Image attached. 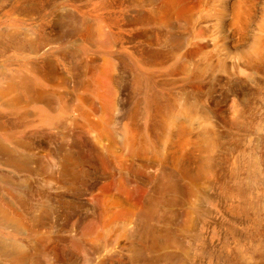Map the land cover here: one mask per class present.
<instances>
[{
	"label": "rangeland",
	"instance_id": "374dc122",
	"mask_svg": "<svg viewBox=\"0 0 264 264\" xmlns=\"http://www.w3.org/2000/svg\"><path fill=\"white\" fill-rule=\"evenodd\" d=\"M195 2L196 7L193 6ZM160 3L161 0H0V34L10 31L20 33L25 44L12 62L20 63L23 59L28 64L51 58L56 62L59 75L64 74L63 82L56 84L52 80L41 88L42 95H45L42 99L26 100L19 93L22 101L20 99L15 110L8 107L11 96L6 95L0 99L1 124L18 128V132L12 135L0 130V142L13 151L14 154L12 151L11 154L22 158L25 164L24 168L19 169L4 164L7 155L0 152V176H7L14 181L7 184L0 180V192L4 196L6 194V200L0 196V203L12 214L18 208L21 209L26 215L25 219L28 216V220L38 229L33 232L34 238L43 244V248L34 244L32 246L26 233L13 230L11 224L0 225V245L9 248L0 256V264H12V253L9 252L17 245H23V250H26L23 253V264H264V64L245 68L239 57L240 52L250 47L253 38L260 35L264 59V32L259 34L257 29L264 13V0H199V4L198 0H183L185 12L181 16L173 12L161 21H150L153 13L157 15ZM251 4L253 8L250 10ZM72 10L81 14L80 18L83 17L85 21L102 20L101 24L106 26V38L111 41L109 45L114 47L108 48L103 37L97 38L98 43L86 39L82 43L77 38L79 36H75L77 41L73 38L63 45L56 44L54 52L48 49L40 50L37 54L29 53L26 35L37 34L40 29L49 30L52 23L61 31L65 27L70 29L72 24L75 25ZM171 32L176 39L171 37ZM133 46L138 56L131 54L135 49ZM63 50L69 55L67 58L60 54ZM75 52L84 58L91 54L107 56L113 61L116 58L115 70L108 77L110 83L98 87L100 96H93L92 88L87 91L72 88L77 74L74 70L77 59L72 56ZM149 52L153 54L148 57ZM3 60L5 57L1 54L0 77L2 70L10 64V61ZM137 60L152 63L156 67L149 73H138L135 66ZM175 63L182 68L178 90L205 103L203 107L215 128L212 133V160L208 167L214 179L205 183V187L202 183L201 187L207 194L210 192V197L204 196L199 190L194 197L179 192L177 196L170 194L174 196L172 199L175 202L168 212L171 221L156 227L168 228V241L165 245L149 249V252L145 251L147 253L138 252V234H128L134 223L123 217L122 212L131 207L140 198L141 189L152 186L153 180L160 178V174L154 161L143 158L144 155H155L157 151L152 150L154 141L149 135L151 124L148 121V128L144 106L137 110V104L142 98L141 87L150 86L152 79L149 76L153 79L159 76L170 82ZM132 64L135 72L145 77L141 86L134 85L131 79ZM89 76L82 78L81 81H85L83 85L89 82ZM121 77L123 82L118 83L117 79ZM157 89L155 86L153 91L157 92ZM106 97L110 104L115 105L108 112L111 118L107 116V106H104ZM154 98L157 99L156 96ZM154 98L151 102H155ZM4 101L7 104L4 105ZM73 106L80 109L79 115L73 111ZM198 107L201 108L197 106V110ZM154 108L152 105L151 114ZM244 109L249 116H244ZM38 117L42 118L40 123L30 124V121ZM197 117L200 119L199 112ZM93 122L100 123L98 131L93 128ZM23 124L28 126L24 127ZM200 124H196L197 132L201 129ZM124 125L128 129L137 130L138 134L133 141L128 129L123 134ZM187 133H183L182 139L175 137V143L185 142L191 136ZM242 149L246 152L240 157L246 159L243 161L247 169L243 171L237 164L236 172L240 171L244 176L243 181H239L230 175L232 170L229 159L239 155ZM61 153L70 157L69 171L66 176L54 179L51 178L54 173L48 169L44 155L59 160ZM259 153L262 161L255 171L251 161ZM172 175L173 181L176 178L182 180L177 174ZM46 212L51 215H46ZM115 212L119 215L117 220L105 226V221ZM188 219H191V223L186 225ZM97 221L99 228L92 230L93 223Z\"/></svg>",
	"mask_w": 264,
	"mask_h": 264
},
{
	"label": "bare ground",
	"instance_id": "6f19581e",
	"mask_svg": "<svg viewBox=\"0 0 264 264\" xmlns=\"http://www.w3.org/2000/svg\"><path fill=\"white\" fill-rule=\"evenodd\" d=\"M197 1V0H196ZM183 0H161L159 11L157 12V15L153 13L149 20L150 21H161L164 17L166 18L170 13H175L178 16H181L182 12H185V9L182 7ZM159 3V2H158ZM191 3V2H190ZM196 2L193 4L195 6ZM199 4V0H198ZM187 5V4H186ZM189 5V4H188ZM197 5V4H196ZM264 5V4H263ZM45 6V5H44ZM181 6V8H180ZM192 6V5H191ZM154 7V6H153ZM196 7V6H195ZM253 8L251 4L250 10ZM190 9V7L188 8ZM186 9V11L188 10ZM191 10V9H190ZM31 13V12H30ZM54 13V12H53ZM71 13V12H70ZM74 14L73 20L75 21V25H71L70 29H65L62 31L61 28H58L55 24L52 26L50 24L49 30L46 29H40L37 34H32L30 36L26 35V42L29 44L28 50L29 53L37 54L40 53V50L43 51H49L54 52V49L56 48V44H62L64 42H69L71 40L76 39L75 36H83V37H77L78 40H80L82 43L85 41L91 40L96 41L97 38L104 39V42L107 43L108 48L111 47L110 42L106 38L105 33V27L101 22L97 20L91 19L90 21H85V19L80 18V15L76 10H72V15ZM140 14V13H139ZM26 15V14H25ZM68 15V13H67ZM88 15V14H87ZM138 15V14H137ZM23 16V15H22ZM35 16V15H34ZM136 16V14H135ZM142 16V14H141ZM173 16V15H172ZM53 17V16H52ZM69 17V16H68ZM125 17V16H124ZM131 17V16H129ZM126 17V18H129ZM133 17V16H132ZM131 17V18H132ZM143 17V16H142ZM189 17V16H188ZM187 17V18H188ZM24 18V17H23ZM34 18V17H33ZM64 18V17H63ZM95 18V17H94ZM134 18V17H133ZM139 18V17H137ZM141 18V17H140ZM42 19V18H41ZM54 19V18H52ZM58 19H60L58 17ZM134 18L133 20H135ZM67 20V19H66ZM72 20V21H73ZM120 20V19H119ZM130 20V19H129ZM137 20V19H136ZM143 20V19H142ZM147 20V19H146ZM179 20V19H178ZM60 21V20H59ZM65 21V20H64ZM144 21V20H143ZM148 21V20H147ZM56 22V20H55ZM62 22V20H61ZM66 22V21H65ZM68 22V21H67ZM70 22V21H69ZM140 22V21H139ZM169 22V21H168ZM176 22V20H175ZM248 22V21H246ZM58 23V22H57ZM63 23V22H62ZM147 23V22H145ZM177 23V22H176ZM67 24V23H64ZM71 24V23H70ZM107 24V23H106ZM138 24V23H137ZM143 24V23H142ZM148 24V23H147ZM150 24V23H149ZM175 24V23H174ZM69 25V24H68ZM127 25V24H126ZM166 25V23H165ZM164 25V26H165ZM176 25V24H175ZM65 26V25H64ZM73 26H76L73 28ZM177 26V25H176ZM35 27V26H34ZM160 27V26H159ZM172 27V26H170ZM174 27V26H173ZM172 27V28H173ZM179 26H177L178 28ZM48 28V27H47ZM148 28V27H147ZM155 28V27H154ZM153 28V30H154ZM37 29V28H36ZM257 29L259 34L264 32V13L261 17L260 21L257 24ZM149 30V29H148ZM168 30V29H167ZM1 31V30H0ZM22 31V30H21ZM144 31V30H143ZM151 31V30H150ZM173 31V30H172ZM30 32V31H29ZM153 33V31H151ZM7 34H4V32H1L0 37V55H4L6 61H10L9 67H5L4 70L1 72L0 77V99H2L4 96L9 95L11 96V100L8 102V107L10 108H16L18 105L21 97L19 93H22L26 100L27 99H33L37 100L36 98L44 97L45 95L41 93V88L51 83L52 80L54 83H61L64 79V74L59 75V72H57V65L56 62L51 60V58L47 61H40V62H32L26 64L21 60V62H12L14 57H17V53L19 52L20 48H23L22 46L25 44L23 43L21 39L20 33L17 32H11ZM108 33V32H107ZM142 33V32H141ZM172 33V32H171ZM139 34V33H138ZM149 34V33H148ZM154 34V33H153ZM169 34V33H167ZM172 33V36L173 37ZM24 35V34H23ZM146 35V34H145ZM176 35V34H175ZM178 35V34H177ZM101 36V37H100ZM125 36V35H124ZM152 36V35H151ZM166 36V34L164 35ZM138 37V36H136ZM148 37V36H146ZM153 37V36H152ZM149 38V37H148ZM176 39L175 37H173ZM180 38V37H179ZM151 39V38H149ZM148 39V40H149ZM169 39V38H168ZM128 40V39H127ZM132 40V39H131ZM147 40V39H146ZM77 41V39L75 40ZM133 41V40H132ZM142 41V40H141ZM140 41V42H141ZM154 41V40H153ZM127 42V41H126ZM124 43V42H123ZM128 43H131L130 41ZM69 44V43H68ZM90 44V43H89ZM103 44V42H102ZM144 44V43H143ZM142 44V45H143ZM164 44H166L164 42ZM172 44V43H171ZM196 44V43H195ZM63 45V44H62ZM94 45V44H93ZM97 45V44H96ZM101 45V44H100ZM105 45V44H103ZM115 45V44H114ZM141 45V44H140ZM140 45L138 47H140ZM180 44H178L179 46ZM262 45L263 40L260 35H256V37L253 38L252 42L250 43V47L248 49H244L242 53H239L240 60L242 62V66L245 68L250 67H257L264 64V59L262 56ZM58 46V45H57ZM71 46V45H70ZM129 45L128 47H130ZM144 46V45H143ZM202 46V45H200ZM66 47V46H65ZM64 48V47H63ZM62 48V49H63ZM106 48V47H105ZM134 52L132 51L131 54L135 57V55L138 56V52H136V47L133 46ZM144 48H147L146 46ZM204 48V47H203ZM25 49V48H24ZM58 49V48H57ZM60 49V48H59ZM155 49V48H154ZM73 50V49H72ZM70 50V52L72 51ZM80 50V49H79ZM152 50V49H151ZM159 50V49H158ZM157 50V52H158ZM23 51V50H22ZM66 51V49H65ZM63 50L60 54L64 58H67V53ZM69 52V50H67ZM146 51V49H145ZM149 51V50H148ZM153 51V50H152ZM162 51V50H161ZM57 52V51H55ZM90 52V51H89ZM155 52V51H154ZM192 52V51H191ZM28 53V54H29ZM43 53V52H42ZM46 54V53H45ZM58 54V53H57ZM71 54V53H70ZM78 54V55H77ZM80 53L75 52L72 54L73 57H75L77 60L74 62V70L77 72L76 74V80H73L74 86H72L73 89H80L87 91L90 88H92V94L93 96H96V94H99L101 91L98 90V87L103 84L105 87L108 86L109 80V73L113 72L115 70L114 65L116 63V58L113 59L106 57H100L96 54H91L87 58L82 57L79 55ZM98 54V53H97ZM145 54V53H144ZM152 55L153 53L148 54V57ZM49 55V54H48ZM100 55V54H99ZM117 55V54H116ZM140 55V54H139ZM155 55V54H154ZM69 56V55H68ZM71 56V58H72ZM86 56V55H85ZM120 56V55H119ZM144 56V55H143ZM33 57V56H32ZM35 57V56H34ZM48 57V56H47ZM62 57V58H63ZM79 57V58H78ZM146 57V55H145ZM63 58V59H64ZM139 58V57H138ZM137 58V59H138ZM152 58V57H151ZM196 58V57H195ZM21 59V57H19ZM18 59V60H19ZM53 59V58H52ZM118 59V58H117ZM146 59V58H145ZM185 59V58H184ZM3 60V61H5ZM51 60V61H50ZM196 61V60H195ZM71 62V61H70ZM73 62V61H72ZM118 62V61H117ZM190 63V62H189ZM71 64V63H70ZM220 64V63H219ZM11 65L14 66L11 68ZM60 65V64H59ZM197 65V64H196ZM235 65V64H234ZM2 66V65H1ZM139 71L141 72H147L149 73L153 68L156 66L152 63H145L141 60H137V65H135ZM3 67V66H2ZM1 67V68H2ZM72 67V66H71ZM130 76H132V81L134 85L138 84L141 86V84H144L145 77L141 76V73L138 74L134 70V65L130 66ZM220 67V66H218ZM171 69V68H170ZM184 69V68H183ZM189 69V68H188ZM232 69V68H231ZM251 69V68H250ZM259 70V69H258ZM239 71V70H238ZM16 73V74H14ZM66 73V72H65ZM161 73V72H159ZM163 73V72H162ZM182 73L181 65L173 66L171 71V81L167 82V79H160L159 76L153 79L151 76L149 78L152 79V81L149 83L150 86L144 85L142 88V91L140 92L142 98L141 102L138 103L139 107L137 110H139L140 106H144V116H145V122L148 125V121L151 124V128H149V135L152 136V139L154 141L153 149L157 151V154L155 155H144L143 158L145 160L154 161L157 164V169L159 170L160 178L153 180V185L149 188H142L141 189V196L140 198L132 204L131 207L127 208V210H124L123 217H126L127 220L134 223L133 227H130L128 230V234L137 233L138 234V242H137V250L138 252H145L151 248H154L155 246H158L160 244L165 245V243L169 239V231L166 228H156L159 225H162V223H168L171 221V216H169V209L172 204L175 202L173 201L170 194H174L175 196L179 193L186 194V196L192 195V197L195 196V192L199 190L204 196H209L210 192L207 194L204 190L201 189L202 183H210L213 181L214 178H212L210 172L208 171V167L210 166L211 160H212V152H213V139H212V133L215 130L213 128L211 117L208 114V112L204 109L203 106H206L205 103L197 101L196 98H193L190 94L186 92V94L181 93L178 90V86L180 83V76ZM152 74V73H151ZM167 74V73H166ZM89 76V82L83 85L85 81H81L82 78ZM66 76V75H65ZM250 76V75H247ZM185 78V77H184ZM66 79H68L66 77ZM259 79V78H258ZM51 81V82H50ZM65 81V80H64ZM88 81V80H87ZM69 82V80H68ZM118 83H122V77L120 79H117ZM252 82V81H251ZM261 82V81H260ZM66 84V83H65ZM255 84V83H254ZM62 85V84H61ZM68 85V84H67ZM166 85L168 87L166 88ZM258 85V84H257ZM157 86V92L153 91V88ZM70 87V84H69ZM76 87V88H74ZM138 87V86H136ZM107 88V87H106ZM66 89V88H65ZM48 90V89H47ZM113 90V89H112ZM53 91V90H52ZM254 92L256 90H253ZM68 92V91H67ZM72 92V91H71ZM185 93V92H184ZM257 93V92H256ZM255 93V94H256ZM21 94V95H22ZM64 94V93H62ZM68 94V93H67ZM70 94V93H69ZM136 94V93H135ZM134 94V95H135ZM153 94V95H152ZM249 94V93H248ZM47 95V94H46ZM99 94L98 96H100ZM107 95V94H105ZM113 95V93H112ZM50 96V95H49ZM64 96V95H63ZM66 96V95H65ZM64 96V97H65ZM110 96V95H108ZM116 96V95H114ZM153 96V97H152ZM156 96L157 99L154 98ZM258 96V95H257ZM52 97V96H51ZM113 97V96H112ZM259 97V96H258ZM7 98V97H6ZM47 98V97H46ZM152 98V99H151ZM153 98L155 99V102L153 101ZM261 98V97H260ZM42 99V98H41ZM48 99V98H47ZM54 99V98H53ZM71 99V98H70ZM106 102L104 106H107L106 113L107 116H109L112 106H115L113 104H110V101L106 97ZM110 99V98H109ZM241 99V98H240ZM262 99V98H261ZM24 100V99H23ZM66 100V98H65ZM22 101V99H21ZM42 101V100H41ZM44 101V100H43ZM49 101V100H48ZM47 101V102H48ZM55 101V99H54ZM197 101V102H196ZM201 101V100H200ZM1 102V101H0ZM29 102V100H28ZM27 102V103H28ZM46 102V101H45ZM46 102V103H47ZM50 102V101H49ZM52 102V101H51ZM56 102V101H55ZM54 102V103H55ZM63 102V101H62ZM104 102V101H103ZM2 103V102H1ZM4 101V105H5ZM7 104V103H6ZM29 104V103H28ZM44 104V103H43ZM250 104V103H249ZM155 106L154 112L151 114V106ZM251 105V104H250ZM255 105V104H254ZM7 106V105H6ZM27 106V105H26ZM46 106V105H45ZM197 106H200L202 108H199L197 110ZM74 107V106H73ZM79 107V106H78ZM81 107V106H80ZM133 107V106H132ZM249 107V106H248ZM247 107V108H248ZM114 108V107H113ZM246 108V107H245ZM20 109V108H19ZM103 109V108H102ZM83 110V109H82ZM114 110V109H113ZM11 111V110H10ZM23 111V110H22ZM28 111V110H27ZM77 115L81 113L80 109H77L74 107L73 110ZM98 111V110H97ZM100 111V110H99ZM132 111V110H131ZM244 109V116L248 115L245 113ZM248 111V110H247ZM257 111V110H256ZM37 112V111H36ZM65 112V111H64ZM103 112V111H102ZM199 112L200 119L197 117V114ZM9 113V112H8ZM29 113V112H28ZM105 113V112H104ZM103 113V114H104ZM105 113V114H106ZM111 112V116H112ZM255 113V112H254ZM252 113V114H254ZM10 114V113H9ZM13 114V113H12ZM32 114V112H31ZM8 115V114H7ZM249 116V115H248ZM253 116V115H252ZM1 117V116H0ZM20 117V116H19ZM251 117V116H250ZM3 118V117H2ZM10 118V117H9ZM111 118V117H110ZM12 119V118H11ZM7 120V119H6ZM112 120V119H110ZM252 120V119H250ZM11 121V120H10ZM42 118L38 117L34 120L30 121V124H33L35 122H41ZM99 121V120H97ZM241 121V120H240ZM25 121H23L24 123ZM28 122V121H27ZM25 122V123H27ZM124 122V121H123ZM126 122V121H125ZM251 122V121H250ZM22 123V122H21ZM57 123V122H56ZM83 123V122H82ZM201 123V124H200ZM261 123V122H260ZM12 124V122H11ZM69 124V123H68ZM196 124L201 125V129L197 132ZM217 124V123H216ZM255 124V123H254ZM24 125V124H23ZM76 125V123H75ZM28 126V125H24ZM40 126V125H39ZM88 126V125H86ZM167 126H169V130L167 129ZM240 126V125H239ZM43 127V126H42ZM101 125L99 122H93V128H95L97 131L100 129ZM83 128V127H82ZM106 129H109L106 128ZM128 129L127 125H124L123 127V134H126ZM0 130L2 132H5L7 134H14L18 132L17 127H11L6 124H1L0 122ZM90 130V129H89ZM111 130V129H110ZM130 132L129 136L131 137L132 141L138 134L137 130L134 128L128 129ZM252 130V129H251ZM1 132V133H2ZM107 132V131H106ZM165 132V133H164ZM190 133V137L185 140V142H177L175 143L174 139L180 138L182 139L183 133ZM222 132V131H221ZM224 132V131H223ZM163 133L165 134L163 138ZM187 133V134H188ZM67 134V133H66ZM102 135V134H101ZM110 135V134H109ZM64 136V135H62ZM68 136V135H67ZM97 136V135H96ZM107 136V135H106ZM99 137V136H98ZM17 138V137H16ZM63 138V137H62ZM185 138V137H184ZM259 138V137H258ZM22 139V138H21ZM14 140V139H13ZM20 140V139H19ZM29 140V139H27ZM98 140V139H97ZM259 140V139H258ZM17 141V140H16ZM22 143H24L22 140H20ZM26 141V140H25ZM67 141V140H66ZM106 141V140H105ZM127 141V140H126ZM19 142V141H18ZM20 142V144H21ZM14 143V142H13ZM46 143V141H45ZM73 143V141L71 142ZM78 143V141H77ZM98 143V141H97ZM8 144V143H7ZM17 144V143H16ZM19 144V145H20ZM31 144V143H30ZM96 144V143H95ZM177 144V147L175 148ZM249 144V142H248ZM29 145V143L27 144ZM26 145V147H27ZM59 145V144H58ZM64 145V144H63ZM24 146V145H23ZM30 146V145H29ZM62 146V145H61ZM98 146V145H97ZM119 146V145H118ZM139 146V145H138ZM254 146V145H253ZM256 146V144H255ZM22 147V146H21ZM75 147V146H74ZM117 147V146H116ZM237 147V146H236ZM100 148V146H99ZM107 148V147H106ZM235 148V147H234ZM57 149V148H56ZM64 149V148H63ZM97 149V148H96ZM237 149V148H236ZM235 149V150H236ZM244 149V148H243ZM239 150L240 154L234 157H231L229 159L231 163V173L230 175L232 177H236L239 181H243L244 176L241 175L242 173L236 172L237 164H239V169L242 168L244 171V168L247 169V164L243 161L246 159H241V154L245 153V150ZM248 149V148H247ZM40 150V149H39ZM66 150V149H65ZM99 150V149H97ZM257 150V149H256ZM10 149L4 147V145L0 142V152L6 154L5 163L7 165H11L14 167L24 168L25 164L22 158L16 157L17 155H13V151L11 154ZM154 151V152H155ZM245 151V152H244ZM254 151V150H253ZM15 152V151H14ZM113 152V151H112ZM238 152V153H239ZM26 153V152H25ZM101 153V150H100ZM114 153V152H113ZM56 154V153H55ZM59 154V153H58ZM229 154V153H228ZM261 153L255 154L252 161L251 166L255 168V171L257 170V167L260 164L261 160ZM3 155V154H2ZM22 155V154H21ZM26 155V154H25ZM69 156V155H68ZM245 157V156H244ZM243 157V158H244ZM44 158L47 159V166L48 169H52L51 178H59L64 177L68 173V159L70 157L65 156L61 153V158L59 160L53 159L50 155L46 154L44 155ZM25 159V158H24ZM125 159V158H124ZM30 161V160H29ZM28 162V161H26ZM25 162V163H26ZM33 162V161H32ZM140 163V162H139ZM70 164V163H69ZM147 164V163H146ZM150 164V163H149ZM148 164V166H149ZM152 164V163H151ZM142 165V164H141ZM145 165V164H144ZM147 166V168H148ZM150 167V166H149ZM156 167V166H155ZM260 167V166H259ZM146 168V167H144ZM146 168V169H147ZM235 168V171L233 170ZM142 169V168H141ZM224 169V168H223ZM238 169V170H239ZM7 170V169H5ZM143 170V169H142ZM156 171V170H155ZM242 171V172H243ZM5 172V171H4ZM158 172V171H157ZM8 173V172H7ZM227 173V172H226ZM32 174V173H31ZM172 174H177L179 178H181V181H178L176 178L175 181H173ZM254 174V173H253ZM263 174V173H262ZM227 175V174H226ZM45 176V175H44ZM157 176H159L157 174ZM176 177V176H175ZM226 177V176H225ZM230 178V177H229ZM259 178V177H258ZM28 179V177H27ZM246 179V178H245ZM249 179V178H248ZM246 179V180H248ZM0 180L10 184L13 180H11L9 177H3L0 176ZM53 180V179H51ZM67 180V179H66ZM71 180V179H70ZM183 180H186V183H183ZM257 180V178H256ZM19 181V179L17 180ZM42 181V179H41ZM221 181V180H219ZM14 182V181H13ZM29 182V181H26ZM43 182V181H42ZM246 182V181H245ZM252 182V181H251ZM18 183V182H17ZM25 183V182H24ZM52 183V182H51ZM55 183V182H54ZM151 183V182H150ZM183 183V184H182ZM19 184V183H18ZM185 184V185H184ZM23 185V184H22ZM26 185V184H25ZM48 185V184H47ZM51 185V184H50ZM27 186V185H26ZM28 188V187H27ZM203 188V187H202ZM254 189V188H253ZM15 190V189H14ZM13 190V191H14ZM206 190V189H205ZM247 190V189H245ZM5 191V190H4ZM10 189L8 190V192ZM12 191V190H11ZM215 191V190H214ZM250 190L248 189V192ZM254 191V190H253ZM18 193V192H17ZM5 194V193H4ZM20 194V193H19ZM166 194H169L166 196ZM214 194V193H213ZM95 195V194H94ZM97 195V194H96ZM219 195V194H218ZM0 196L6 200V194L5 196L0 192ZM22 196V195H21ZM216 196V195H215ZM221 196V195H219ZM8 197V196H7ZM15 197V196H14ZM37 197V196H36ZM96 197V196H94ZM199 197V195H198ZM210 197V196H209ZM16 198V197H15ZM21 198V197H20ZM200 198V197H199ZM10 199V198H9ZM133 199V198H132ZM8 200V199H7ZM248 200V199H247ZM246 200V201H247ZM5 202V201H4ZM17 202V201H16ZM203 202V200H202ZM222 202V201H221ZM24 203V202H22ZM94 203V202H93ZM204 203V202H203ZM248 203V202H247ZM196 204V203H195ZM202 204V203H201ZM241 205V204H240ZM14 206V204H13ZM16 206V205H15ZM200 206V205H199ZM230 206V205H229ZM201 207V206H200ZM241 208V207H240ZM173 209V208H172ZM201 209V208H200ZM225 209V208H224ZM246 209V207H245ZM18 211L15 214H12V212H9L7 208L4 206L3 203H0V225H6L11 224V227L13 230L18 232L26 233L29 237V244L33 246L38 245V247L43 248V244L41 242H38L33 235V232L36 230V226L27 219H25V216L21 209H17ZM98 210V209H97ZM121 210V209H120ZM257 210V209H256ZM227 211V210H226ZM117 212V211H116ZM111 214L107 221H105V226L110 225L111 222H114L117 220V217H119L118 213ZM244 212V211H243ZM119 213V214H122ZM46 215H51L50 213ZM242 216V215H241ZM32 217V216H31ZM176 217V216H175ZM243 217V216H242ZM75 218V217H74ZM73 218V219H74ZM69 219V218H68ZM107 219V218H106ZM122 219V218H121ZM124 219V218H123ZM174 219V218H173ZM238 219V218H237ZM251 219V218H250ZM71 220V219H69ZM36 222V221H34ZM38 222V221H37ZM73 222V220L71 221ZM128 222V221H127ZM186 222V221H185ZM191 223V219L187 220V224ZM240 222V221H239ZM125 223V222H124ZM72 224V223H71ZM73 225V224H72ZM127 226V225H126ZM70 227V226H69ZM164 227V226H163ZM166 227V226H165ZM169 227V226H168ZM217 227V226H216ZM99 228L98 221L93 223V226L91 229ZM106 228V227H105ZM110 228V227H109ZM11 229V228H10ZM170 230V229H169ZM174 230V229H173ZM255 230V229H254ZM13 232V231H12ZM39 232V231H38ZM237 232V231H236ZM124 233V232H123ZM101 235V234H100ZM99 235V236H100ZM134 235V234H133ZM184 235V234H183ZM97 236V235H96ZM98 236V237H99ZM174 237V236H172ZM95 238V237H94ZM125 238V237H124ZM123 238V239H124ZM246 238V237H245ZM132 239V238H131ZM107 240V239H106ZM240 240V239H239ZM242 240V239H241ZM187 241V240H186ZM190 241V240H189ZM207 241V240H206ZM214 241V240H213ZM239 242V241H238ZM5 243V242H2ZM118 243V242H117ZM127 243V242H126ZM249 243V242H248ZM6 244V243H5ZM13 244V243H12ZM121 244V243H120ZM132 244V243H130ZM256 244V243H255ZM15 245V244H14ZM207 245V244H206ZM188 246V245H187ZM37 247V246H36ZM40 247V248H41ZM249 247V246H248ZM7 246L0 245V256L4 255L7 251ZM29 248V247H28ZM158 248V247H157ZM9 249V248H8ZM24 246L17 245L14 246L13 249L9 252L11 255V261L12 264H23V253L26 250H23ZM159 249V248H158ZM162 249V248H161ZM123 250V249H122ZM190 251V250H189ZM32 252V251H31ZM26 253V252H25ZM29 253V252H28ZM147 253V252H145ZM165 253V252H164ZM168 253V252H167ZM180 253V252H179ZM189 253V252H186ZM158 254V253H157ZM171 254H173L171 252ZM242 254V253H241ZM137 255V254H136ZM149 255V254H148ZM160 255V254H159ZM28 256V255H27ZM147 256V255H146ZM139 257V256H138ZM137 257V258H138ZM154 257V256H153ZM205 257V256H204ZM27 258V257H26ZM136 258V259H137ZM143 258V257H142ZM151 258V257H150ZM1 259V258H0ZM3 259V258H2ZM153 259V258H151ZM167 259V258H166ZM173 259V258H172ZM5 260V259H4ZM168 260V259H167ZM23 261V262H22ZM159 261V260H158ZM162 261V260H161ZM160 261V262H161ZM150 262H152L150 260ZM157 262V260H156ZM154 263V262H153Z\"/></svg>",
	"mask_w": 264,
	"mask_h": 264
}]
</instances>
